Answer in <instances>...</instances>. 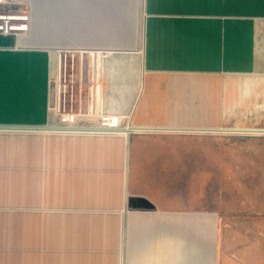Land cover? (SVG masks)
Here are the masks:
<instances>
[{
  "label": "crops",
  "instance_id": "0c3cea01",
  "mask_svg": "<svg viewBox=\"0 0 264 264\" xmlns=\"http://www.w3.org/2000/svg\"><path fill=\"white\" fill-rule=\"evenodd\" d=\"M4 2L31 22L0 34V264H264L208 145L264 140V0ZM60 71L123 129L55 130Z\"/></svg>",
  "mask_w": 264,
  "mask_h": 264
},
{
  "label": "rangeland",
  "instance_id": "374dc122",
  "mask_svg": "<svg viewBox=\"0 0 264 264\" xmlns=\"http://www.w3.org/2000/svg\"><path fill=\"white\" fill-rule=\"evenodd\" d=\"M199 145L204 148L203 150H206L208 145L214 147L216 200L232 205L246 202L248 205L246 207L248 210L246 223L248 236L249 233L253 231L258 233V230L261 229L264 250V140L251 137L245 140L216 141L213 144ZM188 159V157H184L183 161L187 162ZM197 161L199 165L206 162L202 159ZM250 205L252 206L250 207ZM250 210L257 211L255 213L256 223H252L250 220V214L253 212L249 213ZM259 215H262V221L258 219ZM230 224L233 226L232 233L237 235L239 230L237 220Z\"/></svg>",
  "mask_w": 264,
  "mask_h": 264
},
{
  "label": "built area",
  "instance_id": "2783aa9c",
  "mask_svg": "<svg viewBox=\"0 0 264 264\" xmlns=\"http://www.w3.org/2000/svg\"><path fill=\"white\" fill-rule=\"evenodd\" d=\"M4 3V0H0V8ZM30 22L29 13L4 11L0 9V34L4 36L27 32L30 29ZM53 84L55 96L50 109L58 118V125L55 127V130L62 132L113 133L123 129L118 117L107 112L101 113L98 121L94 125H81L79 122V114L73 111L72 96H68L69 87L66 79L61 78V71L57 78H55Z\"/></svg>",
  "mask_w": 264,
  "mask_h": 264
}]
</instances>
